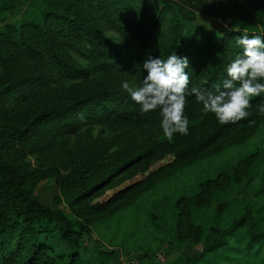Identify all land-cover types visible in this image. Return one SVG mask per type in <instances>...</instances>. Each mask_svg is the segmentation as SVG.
I'll return each mask as SVG.
<instances>
[{
	"label": "trees",
	"instance_id": "1",
	"mask_svg": "<svg viewBox=\"0 0 264 264\" xmlns=\"http://www.w3.org/2000/svg\"><path fill=\"white\" fill-rule=\"evenodd\" d=\"M197 11L226 27L212 31L197 23ZM243 32L264 36V0H0V264H125L118 250L86 241L89 225L155 179L147 175L108 201L91 200L156 155L172 153L170 165L179 168L210 147L216 152L244 141L260 122L264 93L251 99L249 117L201 128L194 120L204 113L202 105L189 93L188 134L177 133L169 142L159 110L141 115L122 81L139 84L147 75L146 56L166 59L176 52L189 58V89L214 91L242 51L236 38ZM235 124L236 131L222 134ZM96 126L123 129L129 137L115 146L92 134ZM257 159L250 154L241 159L243 167L179 197L178 236L196 241L201 229L193 212L219 190L240 184L241 176L250 184ZM49 178L59 190L52 205L35 193L37 183ZM259 199L246 200L242 212L227 221L218 217L208 229L209 241L183 251L182 264H264V198ZM60 202L79 208L85 221L67 216Z\"/></svg>",
	"mask_w": 264,
	"mask_h": 264
},
{
	"label": "rangeland",
	"instance_id": "2",
	"mask_svg": "<svg viewBox=\"0 0 264 264\" xmlns=\"http://www.w3.org/2000/svg\"><path fill=\"white\" fill-rule=\"evenodd\" d=\"M195 20L212 31L226 27L211 14L201 11L195 13ZM107 34L113 37L114 44L121 43L114 32L108 30ZM74 56L82 63L85 62L77 55ZM201 115L199 114L194 120L200 128L218 122L214 114L201 113ZM259 116L260 122L256 131L244 141L228 145L216 152L210 147L200 157L182 162L179 168L170 165L173 159L172 153H165L130 169L127 176H122L116 186L93 198L91 203L108 201L114 194L138 181H143L147 175L155 179L152 186L144 190L142 186L135 187L132 191V193L137 191L134 198L122 202L111 214L105 215L99 212L100 215L89 225L91 232L86 241L91 244L98 241L106 248L118 250L125 264H182L183 251L191 246L202 247L209 241L208 229L210 225L217 223L218 217L227 221L242 212L249 198L260 197L259 200H263L264 190L263 194L254 195L256 189L264 187V115L259 113ZM237 129V124L228 126L222 134ZM122 130L108 131L104 127L96 126L92 128V134L119 146L129 137V134L122 133ZM250 154L258 157V161L250 171L254 174L253 181L249 184L248 176L244 175L240 177V184L233 183L230 187L219 190L209 203L193 212V220L201 229L197 240L194 241L192 236L188 239L180 238L175 228L176 202L179 197L193 194L198 190V184L206 179L214 178L223 172L232 173L234 166L243 167L241 159ZM29 161L32 164L36 163L31 156ZM35 193L42 203L48 205H52L54 197L59 196L58 187L52 178L39 181ZM219 203H222V207L217 209ZM223 204L226 205L224 208ZM57 207L71 219L85 221L79 208L73 210L64 202H60ZM138 255L141 256L140 260Z\"/></svg>",
	"mask_w": 264,
	"mask_h": 264
},
{
	"label": "clouds",
	"instance_id": "3",
	"mask_svg": "<svg viewBox=\"0 0 264 264\" xmlns=\"http://www.w3.org/2000/svg\"><path fill=\"white\" fill-rule=\"evenodd\" d=\"M242 49L227 65V78L210 91L192 86L187 56L176 52L166 59L146 56L142 62L147 73L142 82L122 81V88L140 106V114L159 110L164 137L172 142L174 135H187L189 120L185 115L187 97L194 95L205 114H214L220 124L236 123L251 115V99L264 93V36L243 32L236 38ZM207 83V82H205ZM264 115V104L258 107Z\"/></svg>",
	"mask_w": 264,
	"mask_h": 264
}]
</instances>
